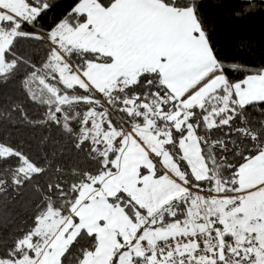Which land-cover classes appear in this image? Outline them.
<instances>
[{"label":"snow or ice","instance_id":"6c2138e0","mask_svg":"<svg viewBox=\"0 0 264 264\" xmlns=\"http://www.w3.org/2000/svg\"><path fill=\"white\" fill-rule=\"evenodd\" d=\"M202 0H0V264H264V67L226 63ZM29 45L31 51L24 45ZM239 77V78H234ZM30 109L34 110L31 111Z\"/></svg>","mask_w":264,"mask_h":264},{"label":"trees","instance_id":"16d2710c","mask_svg":"<svg viewBox=\"0 0 264 264\" xmlns=\"http://www.w3.org/2000/svg\"><path fill=\"white\" fill-rule=\"evenodd\" d=\"M72 3L73 0H52L53 7L42 23L47 26L59 19ZM199 11L217 54L226 63L253 69L264 67V0H202ZM24 47L31 51L29 45L25 44ZM22 99L18 88H9L0 93V106L6 107ZM49 135L59 139V133L55 130L49 133L47 130L17 127L7 122L0 125V138L24 141L33 155L41 153L46 147L49 150L53 147L50 141L47 146L41 143L42 138ZM14 195L10 192L7 198L0 199V235L12 232L28 215L26 201L29 194L25 193L23 198H13Z\"/></svg>","mask_w":264,"mask_h":264}]
</instances>
